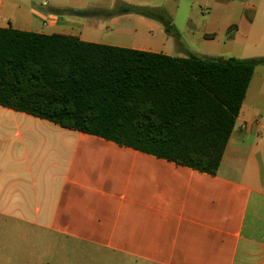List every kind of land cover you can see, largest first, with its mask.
Listing matches in <instances>:
<instances>
[{
    "label": "crops",
    "instance_id": "1",
    "mask_svg": "<svg viewBox=\"0 0 264 264\" xmlns=\"http://www.w3.org/2000/svg\"><path fill=\"white\" fill-rule=\"evenodd\" d=\"M181 1L0 0V27L138 49L131 23L154 18L123 7L176 20ZM192 1L214 27L256 26L238 58L264 57V0L252 16L231 0ZM102 252L123 264H264V64L216 174L0 104V264H100Z\"/></svg>",
    "mask_w": 264,
    "mask_h": 264
},
{
    "label": "trees",
    "instance_id": "2",
    "mask_svg": "<svg viewBox=\"0 0 264 264\" xmlns=\"http://www.w3.org/2000/svg\"><path fill=\"white\" fill-rule=\"evenodd\" d=\"M123 10L173 30L160 8ZM258 64L0 27V104L216 174Z\"/></svg>",
    "mask_w": 264,
    "mask_h": 264
},
{
    "label": "rangeland",
    "instance_id": "3",
    "mask_svg": "<svg viewBox=\"0 0 264 264\" xmlns=\"http://www.w3.org/2000/svg\"><path fill=\"white\" fill-rule=\"evenodd\" d=\"M235 5L246 9V16H252L256 0H231ZM255 6V8L253 7ZM136 14V13H135ZM173 30L166 31L167 23L160 19L143 21L135 18L131 23L133 32L128 34L127 44L138 49L161 52L177 57L189 56L192 53L227 58L241 57L251 53L250 43L256 41V26L247 29L214 27L207 18V7L204 3L193 4L192 0H182L176 12V20L168 16ZM149 21V22H148ZM177 32L179 35L175 34ZM212 33L213 37H209ZM108 253H101L100 264L114 263L108 259Z\"/></svg>",
    "mask_w": 264,
    "mask_h": 264
}]
</instances>
